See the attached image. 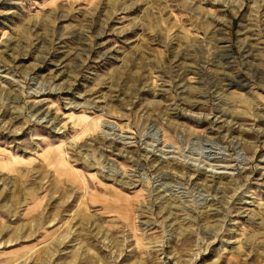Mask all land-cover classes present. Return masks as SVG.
Wrapping results in <instances>:
<instances>
[{
	"label": "rangeland",
	"instance_id": "rangeland-1",
	"mask_svg": "<svg viewBox=\"0 0 264 264\" xmlns=\"http://www.w3.org/2000/svg\"><path fill=\"white\" fill-rule=\"evenodd\" d=\"M0 264H264V0H0Z\"/></svg>",
	"mask_w": 264,
	"mask_h": 264
}]
</instances>
